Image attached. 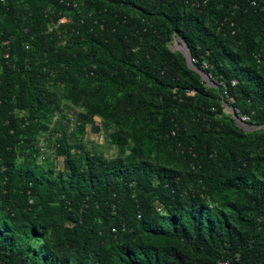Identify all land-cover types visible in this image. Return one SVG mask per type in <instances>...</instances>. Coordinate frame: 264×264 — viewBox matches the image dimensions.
<instances>
[{
    "label": "trees",
    "instance_id": "1",
    "mask_svg": "<svg viewBox=\"0 0 264 264\" xmlns=\"http://www.w3.org/2000/svg\"><path fill=\"white\" fill-rule=\"evenodd\" d=\"M4 42L0 264H264V0H8Z\"/></svg>",
    "mask_w": 264,
    "mask_h": 264
},
{
    "label": "clouds",
    "instance_id": "2",
    "mask_svg": "<svg viewBox=\"0 0 264 264\" xmlns=\"http://www.w3.org/2000/svg\"><path fill=\"white\" fill-rule=\"evenodd\" d=\"M192 1V4H193V6H195V7H198V8H200V7H202V6H205V5H207V3H208V0H191ZM0 2L1 3H3V4H5V3H7L8 2V0H6V1H3V0H0ZM61 22H63V23H65V22H67V20L66 19H62L61 20ZM178 38V37H177ZM179 39V43H175V40H174V42H173V44L171 45V48H172V50L174 51V48L175 49H177L176 51H179L182 47H183V45H185L186 43H185V41H183V40H181L180 38H178ZM181 43V44H180ZM178 44H180L181 46L180 47H177V45ZM0 45H3V46H5V45H7L5 42L4 43H1ZM6 51V50H5ZM179 52H181V51H179ZM2 53V57L3 58H5V59H9L11 56H10V53L9 52H1L0 51V54ZM182 53V52H181ZM183 54V53H182ZM184 55V54H183ZM192 56V55H191ZM185 57V56H184ZM193 59V58H192ZM187 62V61H186ZM195 62V60L193 59V63ZM195 64V63H194ZM188 65V64H187ZM196 66V65H195ZM210 77V76H209ZM211 78V77H210ZM211 80H212V78H211ZM213 81V80H212ZM207 83V82H206ZM208 84V83H207ZM208 85H214L213 84V82L212 83H209ZM234 101V100H233ZM225 105H227L229 108H232V112L231 113H226V111H225V109H224V111H225V113L226 114H228V115H231V117L235 120V123L237 124V126L238 127H240L238 124V120H240V117L242 116H239L238 114H239V110L238 109H235L233 106H230L228 103H226V104H224V107H225ZM234 108V109H233ZM237 110H238V112H237ZM235 114L237 115V117H235ZM246 115V114H245ZM249 116V115H248ZM251 118V117H250ZM95 121H96V124L98 125V126H100L101 125V119L100 118H95ZM250 123V122H249ZM249 123H248V127H240L241 129H243L244 131H246V132H252V131H254V130H259L260 128L259 127H257V126H254V127H257V129H255V128H253V127H250L249 126ZM262 128V127H261ZM74 129V128H73ZM85 133H87L88 135V139L89 140H99L100 142H102L103 141V134H102V132H100L99 134H96V135H92V131L90 130V126L89 127H86V129H85ZM140 217V216H139ZM221 264H228L227 262H222Z\"/></svg>",
    "mask_w": 264,
    "mask_h": 264
},
{
    "label": "water",
    "instance_id": "3",
    "mask_svg": "<svg viewBox=\"0 0 264 264\" xmlns=\"http://www.w3.org/2000/svg\"><path fill=\"white\" fill-rule=\"evenodd\" d=\"M175 43H179V39L177 37H175ZM181 44V43H180ZM177 49L174 48V51H176ZM181 51L185 58H186V61H187V64L188 66L193 70L195 71L196 73H198L201 78L207 82L208 84L209 83H212L213 81L211 80V78L209 77V75L202 69H199L195 66V64L193 63V59H192V56H191V53H190V50L187 46V44L183 45V47L179 50ZM235 117H237V115L235 114Z\"/></svg>",
    "mask_w": 264,
    "mask_h": 264
},
{
    "label": "built area",
    "instance_id": "4",
    "mask_svg": "<svg viewBox=\"0 0 264 264\" xmlns=\"http://www.w3.org/2000/svg\"><path fill=\"white\" fill-rule=\"evenodd\" d=\"M3 1H6V0H3ZM221 84L223 85L224 88L227 87V85L225 83H221ZM232 85L233 86H236L237 85V81H233ZM224 104H226V103H224ZM225 111H226V113H231L232 112V108H229L227 105H225ZM237 112H238V110H237ZM250 121H251L250 116H248V115H242L240 117V120H238V123H239L238 125L240 127H248V123ZM253 128L257 129V127H253ZM259 128H261V127H259Z\"/></svg>",
    "mask_w": 264,
    "mask_h": 264
},
{
    "label": "rangeland",
    "instance_id": "5",
    "mask_svg": "<svg viewBox=\"0 0 264 264\" xmlns=\"http://www.w3.org/2000/svg\"><path fill=\"white\" fill-rule=\"evenodd\" d=\"M180 46H181L180 44L177 45V47H180Z\"/></svg>",
    "mask_w": 264,
    "mask_h": 264
}]
</instances>
